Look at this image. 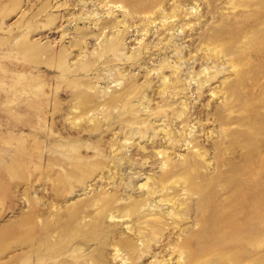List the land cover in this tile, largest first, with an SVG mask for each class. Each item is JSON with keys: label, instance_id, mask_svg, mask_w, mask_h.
Listing matches in <instances>:
<instances>
[{"label": "rangeland", "instance_id": "rangeland-1", "mask_svg": "<svg viewBox=\"0 0 264 264\" xmlns=\"http://www.w3.org/2000/svg\"><path fill=\"white\" fill-rule=\"evenodd\" d=\"M256 2L0 0V264L184 261L200 196L183 180L221 199L264 160V136L240 145L264 95Z\"/></svg>", "mask_w": 264, "mask_h": 264}, {"label": "bare ground", "instance_id": "bare-ground-1", "mask_svg": "<svg viewBox=\"0 0 264 264\" xmlns=\"http://www.w3.org/2000/svg\"><path fill=\"white\" fill-rule=\"evenodd\" d=\"M256 7H259V8L263 7L264 8V0H258V2H256ZM258 19L259 20L264 19V11L258 17ZM254 29L255 28H251V31H253V32L251 33V35L249 34V41L251 44H254L255 50L261 51L262 45L260 42L262 41L264 34L262 32H259V31L256 32V31H254ZM245 31H247V30H245ZM115 48H116V42L113 40H111V42L106 43V45H104V47H103V49H105V51L114 50ZM204 72H205V70H204ZM208 73H207V75H208ZM240 73H242V72H240ZM213 74H215V72ZM205 77H207V76L205 75ZM210 78H208V80ZM164 80H166V78H164ZM200 81H202V80H200ZM206 82H207V80H206ZM204 83L205 82L200 83V84H202V85H199L200 88H201V86L205 87ZM241 85H243V84H241ZM233 94L235 95V93H233ZM243 95H245V94L243 93ZM116 98H117V95H113V96H109L108 100H109V102H113L114 100H116ZM108 100L106 101L107 103H109ZM233 100H235V99H233ZM254 100H256V102H259V104L264 105V95L261 96L259 99H254ZM254 100L251 99L250 101H246L245 105H243L245 107V109L248 111L249 115L247 118L244 117L245 120H244L243 124H244L245 128L243 129V132L241 134L243 136V138H242L240 145L243 144L242 146H244L247 150H249L248 152L254 151V149H256V148H254V147H256L255 146L256 139L257 138L259 139L260 137L264 136V119L263 118L261 119L260 117H258L256 115L251 116L253 110L255 111L254 107L256 105L255 104L256 102ZM238 101H239V99H238ZM230 103H232V106H233V102H230ZM235 104H237V103L235 102ZM230 106H231V104H230ZM225 107H227V106H225ZM225 110H228V109L225 108ZM229 110H230V107H229ZM232 112L233 111H231V113H229V115L230 114L232 115ZM226 119H228V118H226ZM224 120H225V118H224ZM222 122H219V123H222ZM222 125H223V123H222ZM223 127L225 128V126L223 125V126H221V129ZM224 130H221V132ZM224 132L226 133V131H224ZM219 133H220V131H219ZM229 136H231V134ZM232 136L235 140V139H237V137L239 135H237V136L232 135ZM227 138H228V136H227ZM239 138H240V136H239ZM186 139L187 138H185L183 141H185ZM219 139L221 140L224 138L221 137ZM229 139H230V137L228 138V141H229ZM235 141H237V140H235ZM190 142L191 141H189V143ZM215 142L219 143L218 141H215ZM230 142L231 141H229V143ZM233 143H231V144H233ZM224 145L225 144H223L222 146H224ZM215 147H217V146H215ZM192 148H194V147H192ZM197 149H196V152H197ZM196 155L197 154H195V156ZM248 158H250V157H248ZM248 158L246 157V159H248ZM186 159H187V157H186ZM190 161H192V160H190ZM195 163H197L196 160L192 161V163L190 162V165H192V167H193L192 171L194 170V172L195 171L197 172L198 170H195V169H200V168L199 167L196 168ZM182 164H184V161ZM190 165H189V167H190ZM235 166H234V168H235ZM242 168H243V171H246L248 169V164L245 162ZM252 169H254V168H252ZM248 171H250V170H248ZM262 171H264V160H263L262 164H260L259 167L254 169V171H251L252 174L250 175L251 176L250 180H247L245 182L246 185L244 184L246 187H244L242 190H240L239 192H237L233 196H226L224 198L221 197V199L217 198L216 194L214 195L213 193L207 192L214 185L213 184L214 180L210 181V179L212 180V177L211 178L209 177V180L207 178V180L202 181V183H199L197 181L198 178L195 180L194 178L196 176L193 178V175L191 172V175H188L187 179L183 180V182L186 181V185H188V189L190 190L189 192L193 191V192H195L194 194L197 193L196 198H199V196H200V198L199 199L193 198V200H195V202H196V200H198L197 201L198 204L197 203L194 204L195 206L192 204V206H194V208H195V212L193 211L194 216H192L193 217L192 222H193L194 227L191 230H189L188 233H186L187 236H185L184 242H182L181 248H183L184 250L181 249L182 251H180L179 256H180V258L184 257V258H182V259H184V261H181V259H179V261H180L179 264H196L198 261L200 262L202 259L203 260L204 259L209 260L211 262L210 264H214V263H217V264H264V253H263V250H264V248H263L264 247V190H263V188L260 187L261 185H259L260 183L258 180H260V178L258 179V175H257V174H259V172H262ZM167 172H168V170L165 171V173H163L162 180L167 179V177L169 176V173H167ZM233 174H235V173H233ZM236 174H238V173H236ZM240 175H239V177H240ZM232 177H233V175H232ZM235 177H237V176H235ZM241 181H242V178H241ZM181 182H182V178H181ZM230 182H231V180H230ZM157 185H159V183ZM184 185L182 186V184H181L180 187H185L186 185L185 186ZM218 185L221 186V182L218 183ZM223 185H225V184H223ZM252 187H254V188H252ZM156 188H158V187H156ZM214 188H219V186L218 187L214 186ZM167 189H168V187H167ZM221 189L223 190V188H221ZM221 189H217L216 192L218 190H221ZM228 189H230V188H228ZM187 191L188 190H186V192ZM193 192H191V193L193 194ZM234 192H235V190H234ZM151 193L154 194V193H156V191L154 190ZM219 193L221 194V191ZM198 194H199V196H198ZM187 195H189V194H187ZM187 195H186L185 201H187V197H188ZM162 199H163V197H162ZM184 199L185 198L183 197V199L181 200L182 202L179 201L177 203H180L182 205ZM190 199H188V200H190ZM177 200H175V201H177ZM169 201H170V199H169ZM173 203L175 206V202H173ZM183 204H185V203H183ZM187 204H188V202H187ZM189 204H190V202H189ZM177 205L178 204H176V206ZM181 205H179V206H181ZM188 205H187V207H189ZM181 207H180V209H181ZM185 212H189V211H185ZM170 214L171 215H173V214L177 215L178 217L182 216L181 213L173 212L171 210H170ZM175 219L177 220V218H175ZM176 220H175V222H177ZM182 220H184V219H182ZM178 221H180V220H178ZM180 222H182V221H180ZM154 232H156V231H154ZM151 234L153 236L156 235L153 233H151ZM194 241L197 242L196 246H194V244H193ZM171 250H172V248H171Z\"/></svg>", "mask_w": 264, "mask_h": 264}]
</instances>
